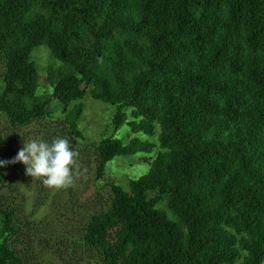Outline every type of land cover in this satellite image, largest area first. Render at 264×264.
<instances>
[{
    "label": "trees",
    "instance_id": "16d2710c",
    "mask_svg": "<svg viewBox=\"0 0 264 264\" xmlns=\"http://www.w3.org/2000/svg\"><path fill=\"white\" fill-rule=\"evenodd\" d=\"M38 45L59 63L47 93ZM0 53L9 124L58 110L80 137L87 93L114 107L97 175L151 154L126 189L107 183L108 206L87 221L82 241L104 264H262L264 0H0ZM12 211L0 208V264H22L6 241Z\"/></svg>",
    "mask_w": 264,
    "mask_h": 264
},
{
    "label": "rangeland",
    "instance_id": "374dc122",
    "mask_svg": "<svg viewBox=\"0 0 264 264\" xmlns=\"http://www.w3.org/2000/svg\"><path fill=\"white\" fill-rule=\"evenodd\" d=\"M30 57L38 72L37 93H47L46 70L56 68L59 63L43 45L34 47ZM3 65L0 53V90ZM81 102L82 112L77 121L80 137L68 132L58 110L24 126L11 125L0 114L1 160L14 158L24 142L31 139L51 143L56 137H65L72 148L79 151V162L87 169L86 179L78 180L75 187L55 190L44 186L42 180L26 175V166L22 163L0 167V208L13 210L14 231L8 234L6 241L22 264H104L97 250L82 241L87 221L92 214L108 206L111 191L107 183L126 189L127 179L142 174L147 168L151 154L115 156L97 175L96 145L99 138L113 131L110 117L114 107L87 93ZM49 105L56 106L54 101ZM114 134L124 138L131 135L125 125ZM159 206L165 208L164 204ZM107 238L112 241L113 230L108 231Z\"/></svg>",
    "mask_w": 264,
    "mask_h": 264
},
{
    "label": "clouds",
    "instance_id": "9594fccd",
    "mask_svg": "<svg viewBox=\"0 0 264 264\" xmlns=\"http://www.w3.org/2000/svg\"><path fill=\"white\" fill-rule=\"evenodd\" d=\"M79 156L65 137H56L51 143L36 138L24 142L11 160H0V167L19 162L26 166V175L42 180L44 186L68 189L81 178L86 179L87 169L79 162Z\"/></svg>",
    "mask_w": 264,
    "mask_h": 264
}]
</instances>
